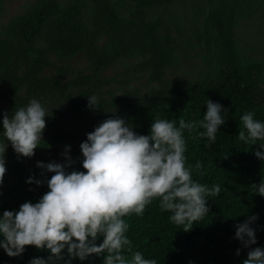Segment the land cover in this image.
<instances>
[{
  "label": "trees",
  "instance_id": "1",
  "mask_svg": "<svg viewBox=\"0 0 264 264\" xmlns=\"http://www.w3.org/2000/svg\"><path fill=\"white\" fill-rule=\"evenodd\" d=\"M138 1L137 8L143 9L156 6L161 0ZM81 4L75 0L62 7L56 0H38L11 19L5 35L0 36V100L5 102L0 107V143H6L2 134L3 113L11 115L33 98L40 100L50 114L46 117L42 146L70 145L77 152L81 151L83 141L70 129V121L99 114L119 116L134 126L138 134L146 135L156 118L175 121L177 126L180 119L199 121L207 111L208 98L219 102L228 113L215 142L199 135L205 131L203 128L184 133L187 164L193 166L192 178L209 188L217 184L221 187L218 196L207 199V216L185 232L182 226L171 222L172 213L161 211L159 200H154L142 216L124 217L129 224L126 235L132 241V252L140 251L144 258L155 259L157 264H242L249 249L235 238V225L249 215L258 214L252 224L257 243L251 247L264 248V196L254 193L251 187L264 179V160L255 155L261 141L252 145L238 139L239 130H243L240 118L246 112H253L255 119L264 122V65L240 52L232 31L233 0H217L205 22L228 67L216 79H196L184 88L169 84L167 73L179 56L173 38L158 33L159 21L144 22L135 35L130 31L131 21L119 14L115 4L102 2L98 6L96 2V19L106 34L100 44L98 31L77 17ZM52 54L60 61L59 65ZM78 54H84L90 65L69 78L67 73L72 68L62 61ZM130 55L143 59L125 69L119 79L104 75L109 66ZM131 72L146 76L155 85L144 100L132 98L135 95L132 90L116 95L110 87L113 83L128 84ZM90 95L99 98V110L88 108ZM72 159L75 163L69 171H85L83 157ZM197 162L202 163V169H195ZM32 175L43 178L38 167L29 176ZM45 175L50 179L53 173ZM29 176L20 177L7 193L0 195V215L4 210H18L26 201L36 203L48 191L46 183L40 186L27 183ZM102 239L99 237L97 244ZM49 254L46 249L26 246L23 254L12 257L0 248V264H29L33 258L46 259ZM126 255L131 258V252ZM65 259H68L66 250ZM71 264H103V256L91 255L83 261L77 257Z\"/></svg>",
  "mask_w": 264,
  "mask_h": 264
},
{
  "label": "clouds",
  "instance_id": "2",
  "mask_svg": "<svg viewBox=\"0 0 264 264\" xmlns=\"http://www.w3.org/2000/svg\"><path fill=\"white\" fill-rule=\"evenodd\" d=\"M119 95V94H118ZM88 108L99 110V98L88 96ZM207 111L199 121H175L156 118L149 134H138L127 120L113 116L87 133L80 144L85 171L69 168L75 161L65 146L64 162L37 161L41 179L29 176L27 183L47 184L38 202L26 201L18 210H4L0 215V248L12 257L23 254L26 246L49 251L48 257L33 258L29 264H71L73 258L86 260L91 255L103 256V264H157L140 251L132 252V241L126 233L129 224L124 217L142 216L148 205L159 200L161 211L172 213V223L187 232L194 223L203 221L209 212L207 199L221 192L220 185L208 186L192 178L193 166L187 164L185 130L199 133L215 142L220 126L226 122L228 109L208 98ZM49 112L40 100L31 99L26 106L16 108L2 117L0 143V185L6 174L5 153L8 143L18 154L31 158L37 147L44 144L43 132ZM243 130L238 139L256 145L255 155L264 160V122L253 112L241 116ZM224 158H227L225 154ZM203 165L197 162L196 170ZM45 173H53L50 179ZM203 175V172L200 173ZM251 187L264 196V179ZM258 214L249 215L235 225V238L248 248L242 264H264V248L257 243L252 224ZM103 237L97 244V239ZM65 250L68 259H65ZM131 252L129 259L126 253ZM240 250L237 249V255Z\"/></svg>",
  "mask_w": 264,
  "mask_h": 264
},
{
  "label": "rangeland",
  "instance_id": "3",
  "mask_svg": "<svg viewBox=\"0 0 264 264\" xmlns=\"http://www.w3.org/2000/svg\"><path fill=\"white\" fill-rule=\"evenodd\" d=\"M38 0H0V36L5 35L8 23L14 17L24 13ZM62 7H67L75 0H56ZM81 7L77 17L89 28L98 31L99 43L105 40L106 34L101 31L97 22L95 3L98 6L103 2H111L118 8L119 14L131 21L133 28L130 29L138 35V29L149 20L159 21L161 27L158 33L171 36L176 43L178 61L172 66L168 73V81L172 87L184 88L196 79H216L228 64L224 54L212 39L213 34L206 27V18L209 10L217 0H161L154 7L137 8L138 0H80ZM235 5V22L233 34L243 56L259 60L264 65V0H233ZM99 10V9H98ZM209 32H207V31ZM52 59L59 65L60 61L54 54ZM143 58L138 55H130L120 58L116 63L109 66L105 76H116L123 74L124 70L135 66ZM62 63L72 68L67 76L72 78L79 69L87 68L90 61L84 54H78L72 58L64 59ZM128 84L113 83L110 87L120 95L125 91L132 90L135 95L132 98L144 100L155 85L148 81L147 77L140 73H129ZM5 102L0 100V107ZM111 115L99 114L86 117L80 121H70L69 127L74 130L81 141L87 137V133L93 131L105 119ZM65 145L58 144L49 147L39 146L35 155L31 158L18 156L8 143L5 160L6 174L3 184L0 185V195L7 193L12 185L20 177L33 174L37 168V161L64 160L62 153ZM69 154L72 158L83 157L77 148L70 147Z\"/></svg>",
  "mask_w": 264,
  "mask_h": 264
}]
</instances>
